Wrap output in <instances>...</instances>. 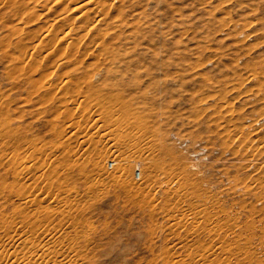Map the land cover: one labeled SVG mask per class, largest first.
<instances>
[{
	"label": "rangeland",
	"instance_id": "obj_1",
	"mask_svg": "<svg viewBox=\"0 0 264 264\" xmlns=\"http://www.w3.org/2000/svg\"><path fill=\"white\" fill-rule=\"evenodd\" d=\"M10 1L0 3V251L264 264V0H85L87 20L70 0ZM45 26L71 27L73 49L50 39V59L32 52Z\"/></svg>",
	"mask_w": 264,
	"mask_h": 264
},
{
	"label": "bare ground",
	"instance_id": "obj_2",
	"mask_svg": "<svg viewBox=\"0 0 264 264\" xmlns=\"http://www.w3.org/2000/svg\"><path fill=\"white\" fill-rule=\"evenodd\" d=\"M11 1H13V0H11ZM10 1V2H11ZM15 1H17V0H15ZM23 1V0H22ZM35 1V0H34ZM37 1V0H36ZM35 1V2H36ZM52 1H54V0H52ZM62 1H65V0H62ZM83 1V2H82ZM85 0H70V1H67L71 6H69V7H72V9H71V11L72 12H77V14H78V18H80V19H85V20H87V18H88V15L86 14V10L89 8V7H86V10H85V7H84V5H82V3H86V2H84ZM87 1V0H86ZM91 1V0H90ZM89 1V2H90ZM9 2V1H8ZM37 2H39V1H37ZM47 2H48V0H47ZM55 2H57V1H55ZM61 2V1H60ZM66 2V1H65ZM65 2H63V3H65ZM82 2V3H81ZM0 3L2 4H7V0H0ZM18 3V2H17ZM49 3V2H48ZM93 3V2H92ZM103 3V2H102ZM0 4V5H1ZM2 4V5H3ZM16 4V3H15ZM54 4V3H53ZM19 5V4H18ZM20 5H22L21 3H20ZM20 5H19V7H20ZM47 5V4H46ZM58 5H59V3H58ZM62 3L60 4V7H62V6H64L65 4H63L62 6ZM6 6V5H5ZM23 6V5H22ZM21 6V7H22ZM66 6V5H65ZM68 6V5H67ZM89 6V5H88ZM12 7V6H11ZM57 7V9H59L60 7H58V6H56ZM93 7L95 8V6L93 5ZM101 7V6H100ZM26 8V9H25ZM24 9H21V10H28V7H25ZM66 8V7H65ZM84 8V9H83ZM1 9V8H0ZM29 9H30V7H29ZM31 9H32V11H33V8L31 7ZM34 9H35V7H34ZM47 9V8H46ZM49 9V8H48ZM63 9V8H62ZM61 9V10H62ZM99 9V8H98ZM97 9V10H98ZM13 10V9H12ZM89 10V9H88ZM92 10H93V8H92ZM102 11V10H104V9H99V11ZM31 11V12H32ZM58 11V10H57ZM57 11H56V13H57ZM68 11H70V10H68ZM67 11V12H68ZM100 11V12H101ZM12 12V11H11ZM22 12V11H21ZM62 12H63V10H62ZM61 12V13H62ZM71 12V13H72ZM27 13V12H26ZM59 13V12H58ZM70 13V12H69ZM94 13H95V11H94ZM31 14V13H30ZM29 14V15H30ZM33 14H34V11H33ZM33 14H31L30 16H34ZM45 14H46V12H45ZM68 14V13H67ZM96 14V13H95ZM54 15H56V14H54ZM53 15V16H54ZM66 15V14H65ZM64 14L63 15H56V18H55V20L57 21V22H63L64 24L65 23H67L68 25H69V23L70 22H73V21H71V19H73V17L70 19V17H67V16H65ZM72 15V14H71ZM74 16H75V14H73ZM92 15V14H91ZM94 15V14H93ZM92 15V16H93ZM104 15V14H103ZM102 15V16H103ZM52 16V17H53ZM91 16V17H92ZM93 17H96L95 15L93 16ZM100 16H98V18H99ZM30 18V17H29ZM97 18V19H98ZM36 19V18H35ZM52 19V18H51ZM96 19V20H97ZM52 20H54V19H52ZM51 20V21H52ZM76 20H77V17H76ZM93 20H94V18H93ZM18 21V20H17ZM82 22V21H81ZM85 22V21H84ZM89 22V21H88ZM11 23V22H10ZM47 23V22H46ZM52 23V22H51ZM60 23V24H61ZM52 24H54V22L52 23ZM72 24H74V23H72ZM89 24V23H88ZM91 24H93V23H91ZM94 25V24H93ZM51 26V25H50ZM66 26V25H65ZM92 26V25H91ZM90 26V27H91ZM68 27V26H67ZM17 28V27H16ZM15 28V29H16ZM19 28V27H18ZM17 28V29H18ZM45 28H46V26H45ZM17 29H16V31H17ZM20 29V28H19ZM19 29H18V31H19ZM22 29V28H21ZM57 29V28H56ZM66 29V28H65ZM64 29V30H65ZM87 29H88V26H87ZM40 30V29H39ZM38 30V31H39ZM55 30V29H54ZM61 31V30H60ZM88 31V30H87ZM30 32H31V29H30V31H29V33L28 34H30ZM35 32H36V30H35ZM40 32V31H39ZM70 32H72V29H71V27H69L68 28V31L67 32H64L63 34H61V36L59 35V34H57V33H55L50 27L49 28H46V30L43 32V34L41 35V34H38V35H40L39 37H36V36H34L35 34H34V32H33V37H31L30 36V38H32L31 39V47H30V49L32 50V52H34V51H36V52H39V53H42V59L43 58H47V59H50V58H48L49 57V54H50V52L48 51L47 52V49H46V43L50 40V39H52V40H54V42H62V41H64V39L66 40V39H69L68 37H69V35H68V33H70ZM42 33V32H41ZM80 33V32H79ZM79 33H77V34H79ZM25 36H27V35H25ZM29 37V36H28ZM82 37L84 38V36L82 35ZM81 37V38H82ZM26 38V37H25ZM28 39V38H27ZM26 39V40H27ZM55 39H56V41H55ZM70 40V39H69ZM74 40V39H73ZM76 40V39H75ZM81 40V39H80ZM99 40V39H98ZM66 41H68V40H66ZM83 41V40H82ZM78 42V41H77ZM98 42V41H97ZM99 42H100V40H99ZM81 43V42H80ZM4 44V43H3ZM48 44V43H47ZM68 44V46H69V48L71 49V47H73L74 45V42L73 41H71L70 40V42H68L67 43ZM93 44H95V43H93ZM27 45V44H26ZM48 46V45H47ZM63 46H66V45H63ZM63 46H61L62 48H61V52H63V48H65V47H63ZM1 47V46H0ZM27 47H29V46H27ZM95 47H96V45H95ZM94 47V48H95ZM57 48H58V44H57ZM56 48V49H57ZM68 48V49H69ZM27 49V48H26ZM73 49V48H72ZM71 49V50H72ZM96 49V48H95ZM23 50H25V49H23ZM30 50V51H31ZM67 50V49H66ZM88 50V49H87ZM26 52H27V50H25ZM52 51V50H51ZM74 51V50H73ZM25 52V53H26ZM60 52V53H61ZM38 53V54H39ZM53 54H54V52H52ZM24 54V53H23ZM22 54V56H24ZM37 54V53H36ZM57 54H58V52H57ZM63 54V53H62ZM5 55V54H4ZM31 55V54H30ZM67 55H68V53H67ZM75 55V54H74ZM19 56V55H18ZM58 56V55H57ZM57 56L55 57V58H57ZM66 56V55H65ZM5 57L7 58V56L5 55ZM69 57H71V56H69ZM47 59H45V62H46V60ZM54 59V58H53ZM65 59V58H64ZM71 59H73V58H71ZM36 60H37V58H36ZM70 60V59H69ZM31 61H33V60H31ZM42 61V60H41ZM40 61V62H41ZM48 61V60H47ZM63 61V60H62ZM66 61V60H65ZM44 62V61H43ZM42 62V63H43ZM58 62H60V61H58ZM57 62V63H58ZM67 62V61H66ZM76 62H78V61H76ZM32 63H34V62H32ZM35 63H36V61H35ZM18 64V63H17ZM68 64V63H67ZM70 64V63H69ZM31 65V64H30ZM36 67V66H35ZM37 68V67H36ZM16 70L17 69H15L14 70V72H16ZM19 70H21V69H19ZM28 70H30V68H28ZM27 70V71H28ZM36 70V69H35ZM18 71V70H17ZM27 71H26V73H27ZM20 72V71H19ZM34 72V71H33ZM42 72H44V71H42ZM25 73V74H26ZM40 73H41V71H40ZM39 76H40V74H38ZM37 77V76H36ZM36 79H38V78H36ZM2 103V102H1ZM2 111H0V113H1ZM1 115V114H0ZM248 123V122H247ZM252 123V122H251ZM141 148V147H140ZM257 150V149H256ZM254 151V150H253ZM254 157V156H253ZM252 157V158H253ZM252 158H250V159H252ZM22 163V162H21ZM15 164V163H14ZM21 164H19V166H20ZM116 165V167L119 169V168H121V166H122V164H120V163H116L115 164ZM18 166V165H17ZM19 169V168H18ZM138 173V172H137ZM138 176H139V174H138ZM27 203V202H26ZM22 205H23V203H22ZM19 206V205H18ZM24 206V205H23ZM22 206V207H23ZM24 209V208H23ZM20 211V210H19ZM22 212H24V211H22ZM25 213V212H24ZM21 216H22V214H20ZM24 215V214H23ZM29 217V216H28ZM20 218V217H19ZM22 218H23V216H22ZM26 218H27V216H26ZM39 219V218H38ZM40 220V219H39ZM38 221V220H37ZM28 222V221H27ZM38 223V222H37ZM26 224V223H25ZM28 224V223H27ZM38 225H39V223H38ZM26 226V225H25ZM37 226V225H36ZM38 233V232H37ZM34 235H37V234H34ZM25 236V235H24ZM28 236V235H27ZM37 236H39V235H37ZM42 236V235H41ZM30 237H33V236H31V232H30ZM40 237H38V239H39ZM34 241V240H33ZM33 241H32V238H24L21 242L22 243H27L28 245L29 244H32L33 243ZM36 241V240H35ZM45 243V242H44ZM45 244H47L48 245V243H45ZM51 244H53L54 245V243H51ZM49 245V246H52V245ZM27 245V246H28ZM33 245V244H32ZM36 245H37V243H36ZM42 245V244H41ZM44 245V244H43ZM43 245L42 246H39L40 247V249H41V252L42 253H44L43 254V256L41 257V255L42 254H37L38 256L40 255V257H37L36 259H30V257H32V256H35V255H30V257H27V255L25 256V257H27V258H23L21 255H20V253L19 252H17V251H10V252H1L0 251V264H73V258H72V260H70L69 258H63V259H61L59 256H58V258H57V256H55L56 255V253L59 251V250H57V252H54L56 249H58V248H54L53 250H52V248H50V247H46L45 245H44V247H43ZM57 245H59L58 243H57ZM26 246V247H27ZM25 247V248H26ZM28 247H30V246H28ZM55 247V246H54ZM36 248V247H35ZM32 249V248H31ZM39 249V250H40ZM62 249H63V247H62ZM62 249H61V252H63L62 251ZM6 251V250H5ZM23 251V250H22ZM27 251H29V248H28V250ZM24 252V251H23ZM31 252V251H30ZM60 252V251H59ZM62 254V253H61ZM50 256V257H49ZM61 256V255H60ZM47 257H49V258H47ZM61 259V261H59L60 259ZM57 259H59V260H57ZM61 262V263H60ZM75 262V261H74Z\"/></svg>",
	"mask_w": 264,
	"mask_h": 264
}]
</instances>
